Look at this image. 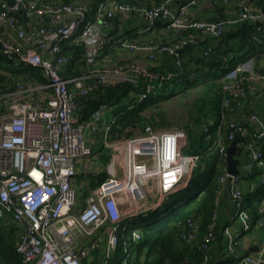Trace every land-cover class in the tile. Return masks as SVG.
I'll return each instance as SVG.
<instances>
[{
    "label": "built area",
    "instance_id": "1",
    "mask_svg": "<svg viewBox=\"0 0 264 264\" xmlns=\"http://www.w3.org/2000/svg\"><path fill=\"white\" fill-rule=\"evenodd\" d=\"M200 0H164L147 3L133 0L40 1L16 0L14 7L2 1L0 10L1 52L17 61L38 67L46 82L29 86L18 81L13 91L0 94V224L12 222L17 229L16 251L25 264H83L93 259L92 250L99 245V233L105 235L104 263L114 255L120 234L130 230L129 239L140 238L137 229L126 223L141 212L158 209L169 195L187 184L199 159L198 154L185 155V131L173 128L155 130L147 125L138 135L109 138L114 118H105L110 110L107 103H99L85 119L76 115L80 106L77 97L86 96L100 87H114L121 82L139 84L138 100L155 92L162 82L177 75L139 63L136 58L124 65L100 69L101 59L110 60L106 50L117 48L119 55L142 52L150 60L157 52L172 54L181 71L180 49L191 41L181 35L171 43L134 40L124 33V24L116 17L141 22L139 32L148 30L157 20L164 19L167 29L199 31L203 35L220 37L226 29L225 20L197 19L190 8ZM262 4L250 0H236V18L230 22L259 21L264 29V0ZM223 4H227L226 0ZM219 5L220 2H214ZM212 4V3H211ZM21 9L28 19L20 24L13 10ZM138 32V33H139ZM64 39L82 49L83 64L78 74H65L70 55L61 45ZM211 46L208 47L207 51ZM206 51V52H207ZM110 63H107L109 65ZM105 65V64H104ZM222 83V120L228 118V140L237 133L248 135L232 116L242 109L248 94L264 87V70L239 65L226 75ZM39 94V96H34ZM247 120L255 126L251 138L242 142L247 150L245 169H262L259 182L264 184V154L255 138H264V120L257 112H249ZM209 148L223 152L229 143L220 135ZM207 138L210 137L204 127ZM101 138L110 152L105 175L88 194L77 197L74 181L77 175L95 174L97 169L86 164L94 148L91 137ZM116 168H119V172ZM230 177L228 197L233 210L222 228L227 250L234 254L240 232L251 230V218L244 208V193L239 175H230L226 162L217 175L215 204L223 196V184ZM262 215L254 226H264ZM218 211L202 236L199 223L188 217L175 233L176 239L198 243L205 251L201 264H207L209 243L215 238ZM237 221L239 231L231 224ZM132 246L125 244L118 264H132ZM233 264H264V240L255 254L236 255ZM228 264V263H221Z\"/></svg>",
    "mask_w": 264,
    "mask_h": 264
},
{
    "label": "trees",
    "instance_id": "2",
    "mask_svg": "<svg viewBox=\"0 0 264 264\" xmlns=\"http://www.w3.org/2000/svg\"><path fill=\"white\" fill-rule=\"evenodd\" d=\"M2 1L0 0V10L2 9ZM53 1L68 2L71 0ZM151 1L148 3H160L164 0ZM208 1L212 3V7L217 8L220 12L224 6L229 5L232 1L236 2V0H226L227 4H223L224 0ZM214 2H220V4L216 5ZM13 13L20 24L26 25L28 19L21 9H15ZM210 19L224 20L222 15ZM114 22L115 24L118 22L117 17ZM166 25L165 20L160 19L158 23L152 24L148 31L153 28L157 30L164 29L173 35L171 41L159 40L160 38L156 37L152 38V41L171 43L181 35L187 36L190 31V29L182 32L166 29ZM225 26V31L218 38L203 35L197 31L200 35L213 39L214 45L207 51L208 47L201 48L190 41L187 42L178 53L182 63L181 71L176 67L175 58L172 54L157 52L153 60L160 57V64L152 67L161 71H175L177 75L162 82L155 92L150 93L142 100H138L137 97L140 90L139 84L130 81L121 82L114 87H100L86 96L77 97L80 100V106L76 113H80L79 120L87 118L99 103H107L110 106L105 118H114L108 133L109 138L115 140L121 137H130L132 133L127 132L130 128L140 127L143 130L145 126L152 125L154 117L144 115V111L147 109L159 107L162 101L196 88L199 83L203 84V90L201 89L203 93L199 95L195 103L196 108L191 111L190 121L185 123V130H183L187 134V139H190L193 144V154L199 155L197 165L192 170L187 184L169 195L167 200L171 203L166 207V210H161V208L150 209L128 220L130 229H137L140 238L132 241L129 239L130 230L122 232L114 255L120 254L121 248L125 244H130L132 246L131 251L134 253L132 264H201L204 260L205 251L198 246V243H187L176 239L175 233L180 224L188 217H194L199 223V236H202L207 229L214 209H217L219 219L215 228L216 236L209 243L207 251L209 258L206 263L221 264L225 262L233 264L235 258H237L235 252L232 254L226 248V240L221 232L225 219L222 215H219V213L221 214L220 207L230 201V198L222 196L219 205L215 204L214 190L217 186V175L226 161L218 153L216 147L209 148V146L217 137L219 126L221 127L220 135L226 143L232 141L226 137L230 130L229 120L231 115L224 120L221 118L223 97L225 96L221 91L222 83L229 79L226 76L229 72L249 60L252 61V69L264 70V67H259L257 63L264 59V29L260 30L250 21L227 22ZM135 28H125L124 33L130 38H135V35H133L136 34ZM138 29H140L139 26ZM61 45L66 53L70 55L64 73L70 75L80 73L83 64L80 46L72 43L71 39L62 40ZM106 53H110L112 57H115L117 48L106 50L99 58H102ZM18 81L34 85L46 82V78L38 67L19 62L14 57L3 54L0 46V94L13 91L15 83ZM155 113L159 116L157 123L166 126L168 123L165 120V114L160 109ZM241 126L246 128L248 135L244 136L238 132L236 136L237 146L234 150V156L240 161V164L243 162V157L247 156L248 153L241 143L249 141L255 130V126L249 121L246 125L241 124ZM204 127L208 129L209 138H207ZM255 140L261 146L264 154V138H255ZM93 147L98 152L101 160L108 161L110 154L108 149L104 147L102 140ZM102 149L106 151L104 152ZM261 173V168L254 167L251 170L245 169L239 177L241 180L245 178L252 179ZM102 178L96 183H91V188ZM242 189L244 208L250 215L252 229L256 220L262 216L259 207L264 204V184L255 183L254 186L245 188L242 186ZM178 198L180 200H177ZM16 234L17 229L14 223L6 221L0 224V264H25L22 256L15 249ZM99 236V245L92 250L93 259L91 261L84 260L83 264H105L103 261L105 235L102 233V229ZM210 246L216 251L213 252ZM222 247L226 248L227 251L218 254L219 249ZM118 261L115 264H118Z\"/></svg>",
    "mask_w": 264,
    "mask_h": 264
},
{
    "label": "crops",
    "instance_id": "3",
    "mask_svg": "<svg viewBox=\"0 0 264 264\" xmlns=\"http://www.w3.org/2000/svg\"><path fill=\"white\" fill-rule=\"evenodd\" d=\"M97 2V0H91V4L92 6L95 5V3ZM148 2H152L150 1H146ZM250 2L252 3H256V4H262V2H259L258 0H250ZM151 4V3H149ZM204 4V0L198 2L196 5L192 6L190 8V13L194 18L197 19H210L211 17H218L219 15L223 16V19L225 21H229L228 23H233L230 22L231 20L236 18V14H237V9H236V2L232 1L229 5H226L222 8V11L220 12L217 8L215 7H210V8H205L203 7ZM211 5V3H210ZM212 6V5H211ZM118 18V22L117 23H123L124 26L126 25L127 28H132V27H136V36H140L141 38H146V37H156V38H160L159 40H165L167 42H170L171 39L173 38V35L171 33H169L168 31L161 29V30H157L156 28H153L151 30H146L144 33L143 32H139L138 26L140 28L141 22H137V20L134 19H130L129 20L127 18H123V17H117ZM156 24V23H155ZM125 30V29H124ZM140 34H139V33ZM143 33V34H142ZM151 35V36H150ZM187 36L190 38V42L194 43L197 47H201V48H206L209 46H213L214 45V41L213 39L209 38V37H204L202 35H200L197 31H189V33L187 34ZM136 57L138 59H145V55L144 54H136ZM116 57H112L109 61H111L112 59H115ZM103 60V59H101ZM108 60V59H106ZM160 57L156 58L155 60H151L148 61L149 66H158L160 64ZM250 67L252 65V61L250 60ZM259 67H264V59L257 62ZM246 66V64H245ZM246 68H248V66H246ZM39 94H35L34 96H38ZM257 112L263 119H264V87H261L259 90H257L254 93H250L247 96V99L244 102V106L242 109H237L232 116L234 117V119L241 125L244 124L246 125L248 123L247 120V115L249 112ZM80 113L76 114L77 116H79ZM92 146L96 145L97 143H91ZM94 148V147H93ZM246 160H247V156L245 155L243 157V162H241V164H239L240 170H242V173H244L245 171V164H246ZM97 173V172H96ZM88 175L91 176V174H87L86 177H89ZM260 179V175L256 176L255 178L252 179H243L241 180L242 182V186L243 188L245 187H249V186H254L255 183H260L259 182ZM76 181V178H75ZM74 181V183H75ZM73 183V185H74ZM91 189V188H89ZM220 212L219 215L223 216V219H225V223L223 225L227 224V215L233 210V206L231 204L230 201H227L225 204H223L220 207ZM219 219V218H218ZM9 222V221H8ZM222 225V226H223ZM231 228L234 232L239 231V223L237 221L233 222L231 224ZM264 240V226H254L250 231L248 232H240L239 235V244L238 246L234 249V252L236 255H244V254H255L256 250L258 248L261 247L262 243ZM210 249L214 252L216 251L214 248H212V246H210ZM227 251L226 248L222 247L221 249H219V253L221 252Z\"/></svg>",
    "mask_w": 264,
    "mask_h": 264
},
{
    "label": "rangeland",
    "instance_id": "4",
    "mask_svg": "<svg viewBox=\"0 0 264 264\" xmlns=\"http://www.w3.org/2000/svg\"><path fill=\"white\" fill-rule=\"evenodd\" d=\"M203 7H205V8L212 7L210 5V1L204 0ZM125 28H127L126 25L124 26V29ZM175 31H178V30H175ZM179 32H182V31H179ZM152 38H155V37L151 36V37L141 38L140 36H136V38H133V39L134 40H141V41H149ZM136 54H144V53H142V52H126L123 55H119V52H117L115 59H113L111 61L101 60L98 65H99L100 69H109L107 67L112 68V67H116L118 65H124L125 62H127L128 60H130L132 58H136V60L139 63L148 64V66H149L148 61L153 60V59L150 60L145 54H144L145 55L144 60L138 59L136 57ZM107 63H110V64L107 65ZM242 66L246 67L244 63L242 64ZM251 66H253V64ZM28 85L33 86L30 83H28ZM197 85L198 86L196 88L190 89L189 91H186L184 93L176 94V95L170 97L169 99L162 101L159 104V107H151V108L147 109L146 111H144V115H146L147 117H149V116L154 117L153 118V124H154L153 127L155 130L173 129V128L185 130L184 125H185V123L190 121V113H191V111L195 110V108H196L195 103H196L197 99L199 98V95L203 93V91H201V89L203 90V84L199 83ZM159 109L165 114V120L168 123L166 126H162V125L157 123L159 121V116L155 112ZM141 129L142 128H140V127H133V128L128 129L127 132H131L132 133L131 136H134V135H138L141 132L140 131ZM100 140H101V138H99V136L98 137L93 136L89 139V142L90 143H97V145H98V142ZM102 151L105 152L106 150L102 149ZM193 151H194L193 144L191 143L190 139H187V144L183 148V152L185 153V155H191V154H193ZM109 154H110V152H109ZM83 161H85V163L90 165L91 167L97 169V173L92 174L89 177H86L82 174H79L76 176L74 188L76 190L77 197L81 200L84 196H86L88 194V189L91 188V183H96L104 175H107V173H108L107 166L110 164L109 159L106 162L101 160L98 152L95 149H94V154H93L92 158L90 157V158H87ZM239 167H241V166H239ZM116 169L119 172V168H116ZM241 172H242V170H241ZM177 200H180V198H178ZM170 203H171V201L168 202V200H166L165 204L160 206L161 210H166V207L169 206ZM131 218H133V217H131ZM126 223L128 225L130 224L128 222V220L126 221ZM118 260H119V254H115V255L110 257L108 264H115V262Z\"/></svg>",
    "mask_w": 264,
    "mask_h": 264
},
{
    "label": "water",
    "instance_id": "5",
    "mask_svg": "<svg viewBox=\"0 0 264 264\" xmlns=\"http://www.w3.org/2000/svg\"><path fill=\"white\" fill-rule=\"evenodd\" d=\"M6 3L14 7L16 4V0H5ZM157 23L159 20L156 21ZM254 25L257 26L260 30L262 29V25L259 21H255ZM246 66L248 68L250 67V60L245 62ZM237 146V137H235L226 147L225 151L223 152V157L226 161V168L230 175H240L242 172L239 168L240 161L234 156V150ZM90 176V175H88ZM229 184H230V177L226 179V181L223 184V197L228 198L229 193Z\"/></svg>",
    "mask_w": 264,
    "mask_h": 264
},
{
    "label": "bare ground",
    "instance_id": "6",
    "mask_svg": "<svg viewBox=\"0 0 264 264\" xmlns=\"http://www.w3.org/2000/svg\"><path fill=\"white\" fill-rule=\"evenodd\" d=\"M211 76V75H210Z\"/></svg>",
    "mask_w": 264,
    "mask_h": 264
}]
</instances>
